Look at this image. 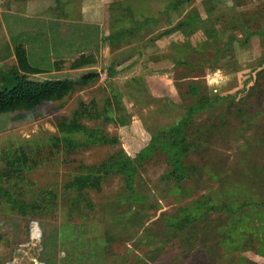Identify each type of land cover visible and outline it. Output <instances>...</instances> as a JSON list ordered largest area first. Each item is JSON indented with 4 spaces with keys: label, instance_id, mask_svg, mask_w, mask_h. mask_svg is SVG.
<instances>
[{
    "label": "rangeland",
    "instance_id": "obj_1",
    "mask_svg": "<svg viewBox=\"0 0 264 264\" xmlns=\"http://www.w3.org/2000/svg\"><path fill=\"white\" fill-rule=\"evenodd\" d=\"M77 1L72 37L63 23L28 44L47 47L56 67L31 77L98 75L59 101L0 117V258L26 243L33 219L46 264H264V207L257 206L264 199V0ZM70 44L93 63L69 68L62 58ZM81 103L93 115L81 123L118 142L90 138L67 150L56 143L57 123ZM198 103L203 108L188 117ZM179 120H187L180 181L168 176L171 164L157 145L137 166L132 192L119 174L93 173L101 178L84 189L89 205L74 202L67 184L86 166L120 150L134 156ZM133 192L138 198L130 200ZM247 194L253 204L239 208Z\"/></svg>",
    "mask_w": 264,
    "mask_h": 264
},
{
    "label": "trees",
    "instance_id": "obj_2",
    "mask_svg": "<svg viewBox=\"0 0 264 264\" xmlns=\"http://www.w3.org/2000/svg\"><path fill=\"white\" fill-rule=\"evenodd\" d=\"M124 31L125 29H120L109 34V39L112 38V40H114L120 38L124 34ZM16 60L17 65L15 67L6 72L0 71V114L34 111L38 106L51 101H59L70 94L73 90L90 85L98 75L95 72H86L81 74L77 79L70 77L37 79L31 76L39 73V70L28 65L22 46L16 47ZM93 61V56L83 53L69 63V68H81L84 65L93 63ZM191 85L192 84H190V86ZM202 108L203 103H198L197 105L192 106L188 110V117L191 118L193 114L199 112ZM82 117L93 118L88 105L85 103L80 104L78 110L73 112L72 117L69 120L64 118L57 123V129L61 134V137L59 138L57 136L54 139L56 143L59 141L62 142L65 146V150H67V148L74 149L91 143V139L97 140L102 138L104 143H114L119 141L116 136L109 140L97 130L87 128L81 123ZM186 122L187 120H179L167 131L166 134L161 132L157 137L152 138L146 145V148L140 147L137 148L136 151L131 150L132 153H134V156H128L123 150H120L114 155H110L107 158L108 160L102 162L99 166H86L85 173L77 175L69 184H67L69 188H73L74 192H76L73 197V199L76 200L74 202L78 204V199L83 198L87 205H89L88 198L83 194L86 190L85 188L99 186L101 178V176L99 178L96 177L93 173L97 174L102 172L107 175L119 174L122 176L127 189L132 192V182L137 171V166H139L149 155V151L156 149L157 145H159V148L166 154L167 160L171 164L172 171L168 176L175 177L176 181H180L184 177L186 170L182 158L185 155L184 148H187L186 145H183L186 138H181L180 134L182 132L180 130ZM77 133L83 134L86 138L84 140L76 139L74 135ZM194 133L200 135L202 131ZM253 193L254 192H251L252 195ZM5 194L9 196L7 192ZM128 198L130 200L137 199L138 194L133 192ZM239 199L241 201L238 203L239 208H245L246 205L253 204L248 194ZM11 202L14 206L20 205L19 207L22 211H25L28 208V206L21 201L12 199ZM201 203L204 207L207 206V209L211 208L209 201H200V204ZM257 206L264 207V199L259 200ZM175 219L176 220L173 222L169 220L168 225H176L177 216ZM250 236L256 237V234L253 233ZM241 264L261 263L245 258Z\"/></svg>",
    "mask_w": 264,
    "mask_h": 264
},
{
    "label": "crops",
    "instance_id": "obj_3",
    "mask_svg": "<svg viewBox=\"0 0 264 264\" xmlns=\"http://www.w3.org/2000/svg\"><path fill=\"white\" fill-rule=\"evenodd\" d=\"M60 1L63 2L61 6H58L59 4H54V0L7 1L8 6L6 9L0 10V71H8V69L4 70V67L2 68V66L8 62L11 64L10 69L17 65L16 47L18 46H22L24 49L28 65L39 70V73H36L35 75L44 74V71H56L54 65L55 58L51 57V62L49 61V50L47 47H41L40 44L38 48H29L28 44H31L30 42L36 44V42L39 41H46V36L52 31L55 33V30L63 26V23L65 24V27H70V36L72 37V27L77 22V19H73V17L77 18L79 15L77 14L79 9L78 1ZM91 2L94 3L96 7L101 3L100 0H91ZM81 11L86 14L87 9L83 6ZM53 42H57V40L54 39ZM67 49L68 50L64 55L66 58L62 59H67L71 62L80 55L77 47L75 48L73 44H70ZM73 49L75 50L74 52ZM66 63H68V61L65 62V64ZM77 69L79 68H75L74 70ZM2 115H4V113L0 114V117H2ZM28 239L29 230L27 226L26 241H28ZM35 247L27 248L26 252L23 253H15V248L14 251H12V254H4V256L0 258V264H37L43 262L40 258L41 253L39 251V248L41 247ZM43 263L46 264L45 262Z\"/></svg>",
    "mask_w": 264,
    "mask_h": 264
},
{
    "label": "built area",
    "instance_id": "obj_4",
    "mask_svg": "<svg viewBox=\"0 0 264 264\" xmlns=\"http://www.w3.org/2000/svg\"><path fill=\"white\" fill-rule=\"evenodd\" d=\"M28 230H29L28 241H26V243L19 244L15 249V253L26 252L27 248L35 247L40 242L42 232L40 230V226L38 224V221L33 220V219L30 220L29 224H28ZM8 264H10V263H8ZM37 264H44V263L39 262Z\"/></svg>",
    "mask_w": 264,
    "mask_h": 264
}]
</instances>
